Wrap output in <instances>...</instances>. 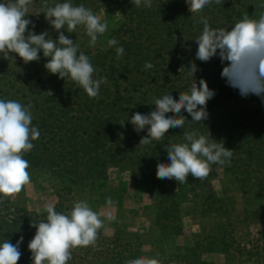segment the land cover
<instances>
[{
	"label": "rangeland",
	"instance_id": "374dc122",
	"mask_svg": "<svg viewBox=\"0 0 264 264\" xmlns=\"http://www.w3.org/2000/svg\"><path fill=\"white\" fill-rule=\"evenodd\" d=\"M63 2L65 0H48L49 6ZM71 3L84 5L102 22L108 23V31L98 36L95 46L89 44L90 38L82 26H78L74 33L61 30L79 46V51L89 56L96 69L93 78H107V68L115 61L112 59L116 54L115 47H108L107 40L115 38L119 46H125L129 39L124 31L130 25L128 17L135 6L130 4L131 0H71ZM245 4L237 8L236 22L245 14L258 19L264 13V0H247ZM41 6L42 0H34L29 6L27 18L35 25L34 29L29 25V30L36 34L48 31L56 40L58 33L45 20L44 14L37 15ZM173 19L176 35H172L173 39L169 35L167 42L185 44L194 41L192 47L196 46L195 40L199 37L195 35L196 29L190 31V22H182L179 16L175 15ZM154 21L155 17L150 20L151 25H158ZM181 28H187L189 32L181 33ZM157 34L158 41L167 37L163 28ZM47 59L42 51L39 61L27 64L18 56L14 61L0 54V99L30 105L32 112L36 105H91L93 101L95 105H112L113 97L109 95L110 91L117 89L112 84L114 81L106 79L108 83L101 84L99 91L110 89L101 99L98 96L90 98L75 82L49 73L44 67ZM197 60L191 58L186 65L192 62L199 71L208 72L211 63L204 62L201 68ZM156 68L159 75L165 74L162 70L165 64ZM128 71L130 73L121 77L115 72L121 89L128 85V81L136 79L130 65ZM192 79L198 83L204 79L208 85L211 81L207 76ZM184 85L181 77V86ZM161 91H168L167 86ZM136 100L130 98L125 102L121 99L113 105H134ZM257 122L264 126V117ZM112 128L109 125L108 131ZM210 138L220 142L213 132ZM247 141L229 144V149L233 150L230 163L216 164L213 170L216 174L209 177L207 184L205 179L192 182L191 175L185 183L159 179L155 168L148 169L147 178H138L134 166L122 162L110 166L107 179L74 183L44 169H28L30 182L19 193L2 198L3 201L0 199V221L6 222L16 210H23L24 213L19 214L23 219L19 221L24 228L13 237L5 235L0 243L9 239L15 244L23 236L20 264H32L28 249L36 231L31 226L32 221L45 220V209L49 205L57 212L67 214L75 202L87 201L92 210L100 214L104 227L98 230L95 246L72 249V258L67 264H126L140 256L156 257L162 264H264V133L260 136L256 132L250 133ZM180 142L182 140L174 139L171 143ZM132 144L136 145V141L133 140ZM152 173L155 176H151ZM108 197L114 202L112 206L106 203ZM108 215L113 217L111 221L107 220ZM3 225L7 233L9 226Z\"/></svg>",
	"mask_w": 264,
	"mask_h": 264
},
{
	"label": "clouds",
	"instance_id": "9594fccd",
	"mask_svg": "<svg viewBox=\"0 0 264 264\" xmlns=\"http://www.w3.org/2000/svg\"><path fill=\"white\" fill-rule=\"evenodd\" d=\"M185 2L190 13H198L213 2L221 4L222 0ZM33 3L34 0L0 2V54L14 61L18 56L27 64L39 61L42 51L43 57L48 58L44 67L49 73L75 82L90 98L97 97L106 78H93L96 69L89 56L79 51V46L61 30L74 33L78 26H82L90 38L89 44L95 46L98 36L108 31L107 21L102 22L82 4L74 6L71 0L54 6H49L48 0H42L37 15L43 13L48 24L58 33V38L53 40L48 31L36 34L29 30V25L33 29L35 27L27 18L29 6ZM131 3L137 8L152 6V0H131ZM194 19L203 25L201 35L195 40L198 46L196 59L207 62L219 55L222 63L228 62L221 76L230 86L238 88L242 96L255 94L264 97V13L258 19L245 14L231 30L211 28L204 16ZM107 45L115 47L117 58L124 54V48L115 38L108 39ZM145 68L151 69L153 64L146 62ZM183 69L182 66L180 72ZM187 69L192 77L198 70L192 62ZM214 95L206 80L200 79L197 84L194 79L190 90L180 92L178 99L171 93L153 98V111L148 114L135 112L128 120L135 132L147 131L139 145L160 141L169 129L182 128L188 119L182 110L191 117L190 120L201 123L208 118L207 102ZM30 108V105L25 106L17 100L0 99V197L3 198L19 193L30 182V164L24 156L34 148L33 141L40 136L39 129L32 125ZM165 150L169 162L157 164L156 176L180 183H185L189 175L195 179L206 178L212 164L230 163L233 154V150L227 149L223 143L212 140L210 134L206 136L197 130H185L183 142L168 144ZM106 203L112 206L114 202L108 197ZM45 211V220L31 223L36 229L28 243L32 264H67L72 258L71 250L95 246L98 230L104 227L100 214L93 211L87 201L75 202L67 214L57 212L50 205ZM112 219L111 215L107 216V220ZM22 241L23 236L15 244L9 239L0 243V264H18ZM126 264H162V261L156 257L140 256Z\"/></svg>",
	"mask_w": 264,
	"mask_h": 264
},
{
	"label": "trees",
	"instance_id": "16d2710c",
	"mask_svg": "<svg viewBox=\"0 0 264 264\" xmlns=\"http://www.w3.org/2000/svg\"><path fill=\"white\" fill-rule=\"evenodd\" d=\"M246 1L222 0L221 4L213 2L198 13H190L185 0H152L150 8L133 7L128 17L130 25L124 31L129 39L124 43V56L117 58L115 54L112 59L115 61L107 68L106 79L108 82L114 81L112 84L117 89L110 91L108 87V91H99L98 95L101 99L110 91L109 97H113L112 105H95L94 101L90 102L91 105H36L35 111H31L32 125L39 129L40 136L33 141L34 148L24 156L30 164L29 169H44L53 176L74 183L107 179L110 166L122 162L134 166L138 178L141 176L147 178L148 169L157 170L158 163L169 162L166 145L171 144L174 139L183 142L185 131L183 127L188 126L190 129L186 130H197L206 136L213 132L227 149L230 148L229 144L248 142L250 133L256 132L259 136L263 134L264 126L257 120L264 117V97L255 94L242 96L238 88L230 86L226 78L221 76L228 62L222 63L219 55L208 61L211 63L208 72L198 69L194 75L210 78L208 87L215 92L213 98L207 102V119L201 123L192 121L182 110V114L188 118L184 126L180 129H169L162 140H153L148 145H139L140 139L147 135L146 129L137 133L128 121L135 112L148 114L153 111L155 109L153 98L171 93L178 99L180 92L190 90L194 77L188 76L189 65L186 63L191 58L196 59L198 46L192 47L194 41L185 44L167 42L169 35L172 39L174 38L172 35H176V27L172 25L173 17L176 15L182 22H190V31L196 29L197 36L201 35L203 25L196 23L194 18L200 16L208 19L211 28L231 30L236 22L234 19L238 14L237 8L245 6ZM153 17L154 23L158 25H151L150 20ZM160 28L167 32V37L163 36L161 41H158L157 32ZM179 31L187 33L189 29L181 28ZM146 62H151L153 68L146 69ZM123 63L128 64L122 66ZM162 63L165 64V69L162 68L165 74L159 75L156 66ZM197 64L201 67L204 62L197 60ZM129 65L136 79L133 82L128 81V85L121 89L122 85H118L115 72L117 74L119 72L120 77L126 75L130 73ZM182 66L185 69L180 72ZM181 77L185 82L184 86H181ZM195 81L199 84L198 80ZM166 86L168 91L162 92V88ZM128 88L130 89L125 91ZM130 98L138 100L133 102L134 105H113L115 102L119 103L121 99H125L126 102ZM121 122H125L124 125H121ZM109 125L113 126L110 131ZM133 140L136 141V145L132 144ZM212 165L208 176L204 178L206 184L209 177L216 174L213 171L216 164ZM153 174L151 176H155ZM190 180L199 183L202 179L191 177ZM2 198L0 197L1 200ZM20 212L24 213L23 210H16L11 214L13 217L10 220L0 221V239L7 234L13 237L23 230L24 227L19 221L23 219L19 215ZM3 224L9 226L7 233L4 232L6 227ZM21 259L18 264L22 263Z\"/></svg>",
	"mask_w": 264,
	"mask_h": 264
}]
</instances>
